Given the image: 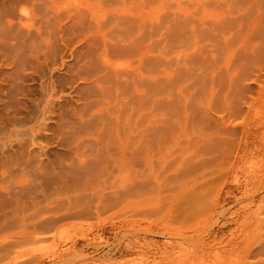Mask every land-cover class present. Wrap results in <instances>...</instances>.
<instances>
[{"label": "rangeland", "instance_id": "rangeland-1", "mask_svg": "<svg viewBox=\"0 0 264 264\" xmlns=\"http://www.w3.org/2000/svg\"><path fill=\"white\" fill-rule=\"evenodd\" d=\"M0 264H264V0H0Z\"/></svg>", "mask_w": 264, "mask_h": 264}]
</instances>
